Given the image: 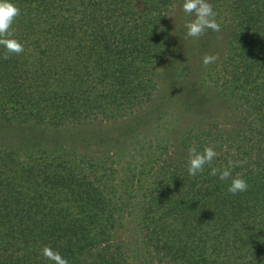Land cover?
Segmentation results:
<instances>
[{
  "label": "trees",
  "instance_id": "16d2710c",
  "mask_svg": "<svg viewBox=\"0 0 264 264\" xmlns=\"http://www.w3.org/2000/svg\"><path fill=\"white\" fill-rule=\"evenodd\" d=\"M11 2L0 264H53L44 246L68 264H264V0H208L221 27L198 40L183 0ZM206 146L218 169L247 161L231 169L247 191L188 174Z\"/></svg>",
  "mask_w": 264,
  "mask_h": 264
},
{
  "label": "clouds",
  "instance_id": "9594fccd",
  "mask_svg": "<svg viewBox=\"0 0 264 264\" xmlns=\"http://www.w3.org/2000/svg\"><path fill=\"white\" fill-rule=\"evenodd\" d=\"M181 10L191 19L185 23V39H200L205 36L209 30L212 32L220 31V23L216 20L217 13L208 0H183ZM21 14L20 9L11 0H0V48L4 49L5 58L11 55H19L24 52V45L13 36L12 25ZM219 59L218 54H204L201 58L202 65L207 67ZM217 153L213 147L206 146L202 152H197L195 148L188 154L187 170L190 176H196L203 173L205 166H210L209 175L219 176L221 181L231 178L227 191L232 195L242 193L248 190V183L245 179L237 176L232 178L231 169L242 167L246 160L233 161L229 159L228 164L223 169L213 167V161ZM43 258L53 262V264H68L67 259L62 257L50 246H44L41 249Z\"/></svg>",
  "mask_w": 264,
  "mask_h": 264
},
{
  "label": "rangeland",
  "instance_id": "374dc122",
  "mask_svg": "<svg viewBox=\"0 0 264 264\" xmlns=\"http://www.w3.org/2000/svg\"><path fill=\"white\" fill-rule=\"evenodd\" d=\"M223 52H224V49L222 48L221 53H223ZM165 67H166V66H165V64H164V65H163V69H165ZM163 83H164V81H163ZM146 108H148V107H146ZM146 108H144L143 111H144ZM143 111H140L139 113L142 114ZM219 117H220V116H219ZM222 117H229V115H227V114L225 113V115L222 116Z\"/></svg>",
  "mask_w": 264,
  "mask_h": 264
}]
</instances>
